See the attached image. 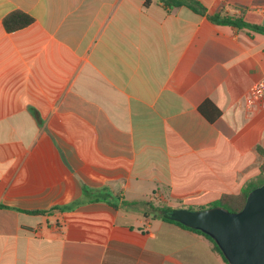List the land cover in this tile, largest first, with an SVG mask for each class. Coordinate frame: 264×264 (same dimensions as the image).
Instances as JSON below:
<instances>
[{
  "label": "crops",
  "instance_id": "obj_1",
  "mask_svg": "<svg viewBox=\"0 0 264 264\" xmlns=\"http://www.w3.org/2000/svg\"><path fill=\"white\" fill-rule=\"evenodd\" d=\"M219 12L264 25V0H0V264H230L145 205L264 182V33Z\"/></svg>",
  "mask_w": 264,
  "mask_h": 264
},
{
  "label": "water",
  "instance_id": "obj_2",
  "mask_svg": "<svg viewBox=\"0 0 264 264\" xmlns=\"http://www.w3.org/2000/svg\"><path fill=\"white\" fill-rule=\"evenodd\" d=\"M171 219L214 238L230 264H264V184L254 189L237 212L224 207L175 208Z\"/></svg>",
  "mask_w": 264,
  "mask_h": 264
},
{
  "label": "trees",
  "instance_id": "obj_3",
  "mask_svg": "<svg viewBox=\"0 0 264 264\" xmlns=\"http://www.w3.org/2000/svg\"><path fill=\"white\" fill-rule=\"evenodd\" d=\"M212 19L218 23H225V24L235 25L238 27H249V28H252L256 31L264 33V25H262V24H253L252 25V24L247 23L243 18L230 16L228 14H224L221 12L216 13L214 16H212ZM33 21H34L33 17L31 15H29L28 13L23 12L21 10H15V11L9 13L4 18L3 24H4V27L6 28L7 31L12 32V31H15L17 29L23 28V27L31 24ZM262 184H264V182ZM262 184L255 185V186H248L240 194H229V193L223 194L216 202H214L213 204H211L208 207H202V208L188 207V208L194 209V210H201V209L220 206V207H224V208L228 209L229 211L237 212V211H240L244 207L245 202H246L249 194L254 189H256L258 186H260ZM147 203H149V202H147ZM66 208H72V206H68ZM173 209H175V208H171L169 206H166V207H163L159 210L155 209V211H156L157 215H159L165 221L176 223V224L183 226V227H185V228H187L193 232H196L198 234L205 236L213 244L214 250L216 252H218L226 262H229L227 260V258L225 257V255L223 254L220 247L218 246V244L216 243V241L214 240V238L211 237L208 233H206L200 229L192 228V227L187 226V225H185L179 221L171 219V217L169 216L168 213Z\"/></svg>",
  "mask_w": 264,
  "mask_h": 264
},
{
  "label": "rangeland",
  "instance_id": "obj_4",
  "mask_svg": "<svg viewBox=\"0 0 264 264\" xmlns=\"http://www.w3.org/2000/svg\"><path fill=\"white\" fill-rule=\"evenodd\" d=\"M149 203H147V204H145V205H147V211H148V213L151 215H154L153 214V211L155 210V209H157V210H159V209H161V208H163V207H166L167 206V204L165 203V202H163V201H161L159 198H157V199H155V200H151V201H148ZM155 207V208H154ZM143 212H144V210H142V209H133V210H131V213L132 214H135V215H142L141 217H143Z\"/></svg>",
  "mask_w": 264,
  "mask_h": 264
},
{
  "label": "built area",
  "instance_id": "obj_5",
  "mask_svg": "<svg viewBox=\"0 0 264 264\" xmlns=\"http://www.w3.org/2000/svg\"><path fill=\"white\" fill-rule=\"evenodd\" d=\"M251 96L255 100H260L264 98V80H260L252 86Z\"/></svg>",
  "mask_w": 264,
  "mask_h": 264
}]
</instances>
